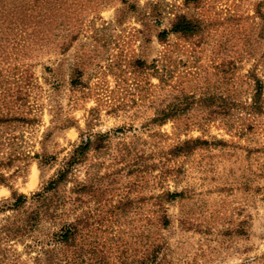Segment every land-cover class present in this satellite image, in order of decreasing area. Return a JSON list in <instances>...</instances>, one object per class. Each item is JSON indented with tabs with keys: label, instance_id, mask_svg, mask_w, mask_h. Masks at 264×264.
<instances>
[{
	"label": "rangeland",
	"instance_id": "obj_1",
	"mask_svg": "<svg viewBox=\"0 0 264 264\" xmlns=\"http://www.w3.org/2000/svg\"><path fill=\"white\" fill-rule=\"evenodd\" d=\"M177 14L199 31L160 42ZM256 78L264 0H0V264H264Z\"/></svg>",
	"mask_w": 264,
	"mask_h": 264
},
{
	"label": "trees",
	"instance_id": "obj_2",
	"mask_svg": "<svg viewBox=\"0 0 264 264\" xmlns=\"http://www.w3.org/2000/svg\"><path fill=\"white\" fill-rule=\"evenodd\" d=\"M199 28L200 24L197 21L188 18L184 14H177L173 19L171 26L168 29H163L159 31L157 36L160 42H164L167 39L169 33L193 35L199 31ZM263 89L264 83L261 81V79L256 78L253 89L254 92L250 101L251 110L257 112L262 108ZM196 142V140L188 141L187 139L182 143L175 145L173 150L177 154L187 152L189 150H192L197 145ZM90 143V139L87 138L85 141H82L80 144L76 145L71 151L69 157L63 162L61 167L56 171L55 175L48 181L47 185L44 187V190L35 192L32 195V199L40 200V202H43L45 199H47V192L58 189V187L67 180V176L72 171L73 167L82 160V156L89 149ZM162 196L166 201H170L175 199V197L177 196H181V193L166 191L163 193ZM26 199L27 196L24 194L16 195V200L12 204L14 206H17L20 203L25 202ZM40 214L41 213H39L38 210H32L26 220L27 223H25L24 225L25 228H32L34 225H36L40 220ZM160 219L162 224H166L168 222V217L165 213L161 216ZM76 232V226L70 223L69 225H66L60 228L58 231L54 232L53 238L50 242L53 247H56L59 244L63 243V245H68L73 248V246L75 245L74 242L76 238ZM15 233L16 232L11 233L9 229L1 228L0 235L2 237L0 238L8 239L9 237H11V234ZM66 259L67 258H65V260ZM70 259L72 260V258ZM67 261L68 260H66L65 263H67Z\"/></svg>",
	"mask_w": 264,
	"mask_h": 264
}]
</instances>
